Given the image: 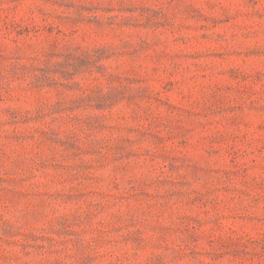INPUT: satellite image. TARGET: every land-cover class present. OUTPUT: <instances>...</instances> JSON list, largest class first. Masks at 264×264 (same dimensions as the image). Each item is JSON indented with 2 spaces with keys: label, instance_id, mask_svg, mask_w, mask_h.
<instances>
[{
  "label": "rangeland",
  "instance_id": "374dc122",
  "mask_svg": "<svg viewBox=\"0 0 264 264\" xmlns=\"http://www.w3.org/2000/svg\"><path fill=\"white\" fill-rule=\"evenodd\" d=\"M0 264H264V0H0Z\"/></svg>",
  "mask_w": 264,
  "mask_h": 264
}]
</instances>
